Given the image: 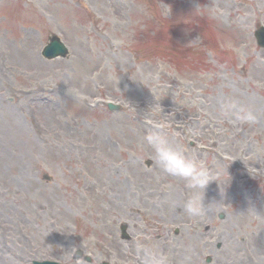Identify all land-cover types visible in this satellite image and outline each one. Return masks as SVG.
<instances>
[{
    "label": "rangeland",
    "instance_id": "rangeland-1",
    "mask_svg": "<svg viewBox=\"0 0 264 264\" xmlns=\"http://www.w3.org/2000/svg\"><path fill=\"white\" fill-rule=\"evenodd\" d=\"M259 25L264 0H0V264H143L137 243L170 264H264ZM51 34L67 56L42 57ZM227 100L255 123L219 117ZM154 130L214 173L217 213L184 212Z\"/></svg>",
    "mask_w": 264,
    "mask_h": 264
},
{
    "label": "clouds",
    "instance_id": "clouds-1",
    "mask_svg": "<svg viewBox=\"0 0 264 264\" xmlns=\"http://www.w3.org/2000/svg\"><path fill=\"white\" fill-rule=\"evenodd\" d=\"M120 42H117L119 45ZM219 117L231 119L240 123H255L254 113L233 100L222 102L217 109ZM144 141L152 149L153 158L160 170L171 177L186 182L192 195L184 201L183 210L191 217H205L218 212L219 202H204V190L217 178L208 166L195 156H189L185 151L169 143L167 136L161 130L147 133ZM75 251V250H73ZM137 252L142 253L143 264H170L169 257L155 248H145L137 243ZM75 264H87L84 257L76 259Z\"/></svg>",
    "mask_w": 264,
    "mask_h": 264
},
{
    "label": "water",
    "instance_id": "water-1",
    "mask_svg": "<svg viewBox=\"0 0 264 264\" xmlns=\"http://www.w3.org/2000/svg\"><path fill=\"white\" fill-rule=\"evenodd\" d=\"M257 40L261 46L264 45V33L262 31H257ZM67 53V49L65 48V46L63 45V42H61L56 36H52L50 37V41L49 43L44 47L42 54L44 57L46 58H54L56 56H65ZM109 107L111 109L114 108L113 105L109 104ZM126 225L122 224L121 225V231H122V236L125 238L127 237L126 233H125V229ZM80 256V255H79ZM34 264H60L54 261H34ZM103 264H107V263H103Z\"/></svg>",
    "mask_w": 264,
    "mask_h": 264
},
{
    "label": "bare ground",
    "instance_id": "bare-ground-1",
    "mask_svg": "<svg viewBox=\"0 0 264 264\" xmlns=\"http://www.w3.org/2000/svg\"><path fill=\"white\" fill-rule=\"evenodd\" d=\"M14 129H15V132H16V135H15L16 137H20V136H22L24 134L25 128H24V125L21 124L19 119H15L14 120ZM159 240L162 241L161 238ZM163 244H165V243H163Z\"/></svg>",
    "mask_w": 264,
    "mask_h": 264
}]
</instances>
